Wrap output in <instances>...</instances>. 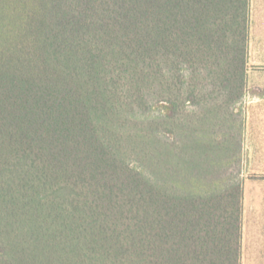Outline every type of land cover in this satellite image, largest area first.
Listing matches in <instances>:
<instances>
[{
	"label": "trees",
	"instance_id": "trees-1",
	"mask_svg": "<svg viewBox=\"0 0 264 264\" xmlns=\"http://www.w3.org/2000/svg\"><path fill=\"white\" fill-rule=\"evenodd\" d=\"M250 19L251 0H0V264H241L242 178L199 147L201 109L186 160L175 130L186 103L233 114Z\"/></svg>",
	"mask_w": 264,
	"mask_h": 264
},
{
	"label": "crops",
	"instance_id": "crops-1",
	"mask_svg": "<svg viewBox=\"0 0 264 264\" xmlns=\"http://www.w3.org/2000/svg\"><path fill=\"white\" fill-rule=\"evenodd\" d=\"M248 59L264 72V0H251ZM241 264H264V98L248 103Z\"/></svg>",
	"mask_w": 264,
	"mask_h": 264
},
{
	"label": "rangeland",
	"instance_id": "rangeland-1",
	"mask_svg": "<svg viewBox=\"0 0 264 264\" xmlns=\"http://www.w3.org/2000/svg\"><path fill=\"white\" fill-rule=\"evenodd\" d=\"M247 68L248 71L246 74L244 96L239 100L238 103L232 106L231 111H233V114L231 116L229 114L228 116L222 115L217 119L214 113V106L213 108L211 107V110H209L208 108L204 111L202 108L193 107L186 103L184 105L183 115L184 133L181 132L182 129L175 130V137L178 139H182L184 134V159L186 160V158L188 157V153L191 150V146L193 145V135L191 134L190 128L193 125V122H195V118L192 116V114L195 111L196 113L199 112V110L201 109V112L204 113L200 115L198 123V128L200 130L198 137L199 147H202V149H204L203 152L209 148L215 150L220 149L219 152L215 154L217 163L214 162L213 166L215 169H219L221 165V169L228 168L229 173L227 177L233 176L232 180L228 181V183L230 182L231 184H235L239 179L243 178L245 166L247 163L248 153L246 152L245 145V130L246 117L248 113V103L250 100H254L256 98H264V72H262V70H260L258 66L251 65L249 63V59ZM211 89L213 88L209 86L208 91H210ZM215 96H217V94H215ZM138 118L139 119L136 122L140 123L143 118ZM137 128L139 127H136L135 129ZM241 128H243L242 132H240ZM227 140L229 141V150L223 148L225 144H228L226 142ZM141 144L145 143L141 142L140 146L137 145V147L139 146L140 149L142 147ZM145 145L146 148H151L149 144ZM222 145L224 146L222 147ZM131 156L135 158L138 157L137 154L134 155L133 153H131ZM238 157L241 158L239 162L235 161V158L237 159ZM180 162L181 159L179 158H176L174 160V164H178ZM223 163L227 164L223 165ZM199 164L203 165L201 161H199ZM158 172L161 173L159 169Z\"/></svg>",
	"mask_w": 264,
	"mask_h": 264
}]
</instances>
